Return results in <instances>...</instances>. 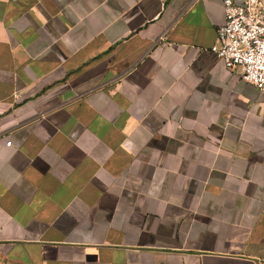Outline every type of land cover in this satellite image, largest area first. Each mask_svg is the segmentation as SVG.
<instances>
[{"label":"crops","instance_id":"0c3cea01","mask_svg":"<svg viewBox=\"0 0 264 264\" xmlns=\"http://www.w3.org/2000/svg\"><path fill=\"white\" fill-rule=\"evenodd\" d=\"M225 23L0 0V264H264V92L212 52Z\"/></svg>","mask_w":264,"mask_h":264},{"label":"built area","instance_id":"2783aa9c","mask_svg":"<svg viewBox=\"0 0 264 264\" xmlns=\"http://www.w3.org/2000/svg\"><path fill=\"white\" fill-rule=\"evenodd\" d=\"M222 1L226 23L211 50L228 70L264 92V0Z\"/></svg>","mask_w":264,"mask_h":264}]
</instances>
